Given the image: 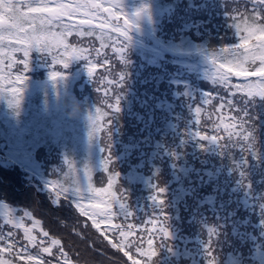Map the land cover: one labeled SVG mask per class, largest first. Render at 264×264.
Returning a JSON list of instances; mask_svg holds the SVG:
<instances>
[{
    "label": "trees",
    "instance_id": "trees-1",
    "mask_svg": "<svg viewBox=\"0 0 264 264\" xmlns=\"http://www.w3.org/2000/svg\"><path fill=\"white\" fill-rule=\"evenodd\" d=\"M120 5L124 17L136 25L127 40L107 26L103 36L99 29L92 37L74 33L67 42L87 48L88 60L73 62L68 69L53 64L51 55L45 59L33 53L20 97L11 93L7 74L15 76L23 66L9 68L7 59L0 65V202L31 212L49 232L48 241L27 246L0 215V247L15 245L11 252L0 253V260L27 264L20 253L64 264L62 249L68 264H132L124 251L141 264H210V259L213 264H264V100L232 96L213 84L212 74L198 62L200 56L211 60L220 49L237 43L238 30L232 25L259 7L252 0H131ZM145 7L148 13L136 17ZM233 15L238 19H230ZM114 23L124 26V19ZM137 29L148 31V36ZM102 42L107 47L100 48ZM125 47L122 59L117 49ZM22 58L16 54L17 60ZM53 71L65 78L52 81ZM100 71L106 74L97 75ZM231 79L237 83L242 78ZM105 82L99 89L106 97L97 90ZM82 84L85 90L80 92ZM207 93L210 104L203 102ZM77 104L82 111L73 118ZM244 110L258 135L251 154L239 146L218 154L216 145L195 135L236 143L225 125L233 123L231 117L238 123ZM90 117L99 126L94 135ZM88 183L97 189L112 183L109 191L126 206L122 211L113 204L110 221L96 216L99 228L63 196L59 206L51 203L61 185L80 187L87 209L91 193L83 188ZM122 194L127 200H120ZM222 200L228 205H220ZM97 202L107 204L109 194L102 193ZM189 202L194 211L186 210ZM166 226L167 239L159 231ZM51 240L60 246L55 248ZM43 247H51L52 255ZM138 247L156 255L149 259Z\"/></svg>",
    "mask_w": 264,
    "mask_h": 264
},
{
    "label": "snow or ice",
    "instance_id": "snow-or-ice-1",
    "mask_svg": "<svg viewBox=\"0 0 264 264\" xmlns=\"http://www.w3.org/2000/svg\"><path fill=\"white\" fill-rule=\"evenodd\" d=\"M252 2L259 7V10L254 8L252 13L249 16H245L240 23L232 25V27L238 30V42L220 49L211 58V63L214 66L212 74L213 84L222 85L230 91L232 96L241 93L250 101H254L256 98L264 100V23L260 22L264 21V0H252ZM148 11V8L145 7L139 9L135 15L136 17H140L147 14ZM122 18L124 19V26L114 23V21H120ZM230 19L235 21L238 19V16L233 15ZM106 26L111 31L121 33L126 40L129 38V29L136 27L135 23L133 21L130 23L129 19L125 18L121 12L120 0H0V65H3L7 59L9 62L7 66L9 68L15 64L23 66L21 72L15 76L11 73L7 74L12 84L11 93L15 97L22 95L24 87L22 88L21 85L25 86V73L30 71L33 53H40L45 59L51 55L53 64H63V67L68 69L73 62L88 60V56L85 53L89 51L87 48L72 46L67 42L68 37L74 33L81 37H92L96 35L97 29H99L101 36H103ZM104 47H107V44L102 42L100 48ZM95 51L97 56H99V49H95ZM117 51L121 53V58L123 59L122 54L126 51V47L118 48ZM17 53H22L23 58L17 60ZM2 72L3 70L0 69V73ZM88 73L92 77L93 70L91 67L88 68ZM233 76L242 79L240 82L233 83L231 79ZM64 78V73L59 71L51 73L52 81H61ZM120 80L122 81V77H120ZM233 89L235 91H232ZM203 102L205 104L212 102L209 93L206 94ZM119 103L120 100L118 98L114 109L117 113L120 111ZM227 105L229 108L232 107L231 99L227 101ZM109 107H112V105H109ZM224 107L225 102H221L219 109H223ZM15 109H19V99L15 101ZM219 109L217 110L219 111ZM195 112L199 114L201 108H195ZM248 117L249 112L244 110L243 118L237 123L236 118L231 117L233 123L225 125V129L228 131L229 139L236 138L237 142L233 143L231 147H243L244 150L251 154V151L254 149L253 141L255 137L253 133L256 128L253 118ZM90 119L93 129L90 135H94L99 130V126L97 120L91 117ZM237 128H239V131H234ZM195 135L199 140L218 145L221 149L229 147L228 145L219 144L216 135L204 136L199 132H195ZM240 141L244 143H239ZM104 169L107 171L106 162ZM116 176H119V174L116 173ZM111 188L112 183H109L107 189L93 188L91 183H88L83 188L84 193H91L88 196L89 203L86 209L84 204L81 203L85 197L81 194L80 187H64L61 185L60 190L51 199V203L59 206L60 197L63 196L68 201L69 206L75 203V207L79 209L80 214L92 218V223L99 228L101 222L95 219L96 216H104L105 220L110 221L113 215V204L118 203L119 209L122 211L126 207L125 203L119 202L116 195L109 191ZM102 193H108L110 196V202L107 204L97 202V197ZM74 197L75 199H73ZM157 198V195L154 196L153 202H156ZM120 200H127L126 195L122 194ZM159 203L163 205L164 201L160 200ZM2 207L3 205L0 204V208ZM128 215L130 213L125 212V216ZM24 216H27L30 220L32 219L31 212H25ZM164 222L166 225V217H164ZM39 224V220L33 221V227H37ZM15 226H21L19 220H17ZM159 231L166 239L170 235L167 226L161 228ZM31 233V229L25 228V238L35 246L36 237ZM11 235L12 233L9 232L8 236ZM42 235L43 237H49V232L43 231ZM121 235L126 236L127 233L122 232ZM0 239L3 238L0 237ZM51 244L57 245L59 241L52 240ZM148 244L151 246V239H149ZM112 246L119 247L116 244ZM14 247V244H7V248L0 247V253L6 250L11 252ZM42 251L52 255L51 247H43ZM137 251L142 255L149 256V259L151 256L156 255L154 252L144 253L143 249L139 247ZM208 254L210 256L211 252L209 251ZM17 255L20 259L26 260L27 264H53L52 260L45 261L39 256H22L20 253H17ZM60 256L64 258V264H68L67 254L62 249ZM124 256H127L132 261V264H141L139 260L133 259L127 251H124ZM0 264H11V261L0 260ZM56 264H60L59 259L56 260ZM210 264H213V260L211 259Z\"/></svg>",
    "mask_w": 264,
    "mask_h": 264
},
{
    "label": "rangeland",
    "instance_id": "rangeland-1",
    "mask_svg": "<svg viewBox=\"0 0 264 264\" xmlns=\"http://www.w3.org/2000/svg\"><path fill=\"white\" fill-rule=\"evenodd\" d=\"M130 1L131 0H120V4H126V3H129ZM137 31L140 32V33H142V34H144V35H147L148 36V31H146L144 29H137ZM122 56L124 57L125 55H122ZM78 62H80V61H76V62H74V64L75 63H78ZM198 62H199V66L200 67H206V69H207L206 72L207 73L213 74V72H214V66L211 63V60L207 59L205 56H200L198 58ZM96 74L99 75V76H104L106 73L103 72V71H100V72H97ZM233 77H235V76H233ZM107 79H108V81L112 80L111 76H108ZM108 81H106V82H108ZM106 82L103 83V84H99L100 86L97 87V90L102 85L105 86L106 85ZM84 90H85V87H84V84H82L80 86V92H83ZM97 90H96V92H97ZM98 91L99 92H102L103 95L106 97V94H105V92L102 89H99ZM110 104H112V103H110ZM208 112H211V109L210 108H208ZM128 116H129V114H128ZM128 116L126 117V120L129 119ZM211 118H213V117H211ZM236 131H239V128H237ZM253 135L255 137V140H257L258 139L257 133L254 132ZM219 141H221V140H218V143L219 144H221V145H228L229 147L221 149L218 145H216V147L218 149V154H220V152L223 151V150H225V151H229V150H231V151H237L238 150V147H231V145H229L227 142H219ZM240 142H243V141H240ZM127 149L128 148L125 147V152H126ZM0 158H1V154H0ZM62 162L64 164L66 163L65 160H62ZM218 203H221L220 205L227 204L226 201H223V200L220 201V202H218ZM0 204L3 205V207L0 208V215H2L5 218V220L8 223H10L12 225V227H14L16 229V231H17V233H18V235H19L20 238H25L24 230H25V228H29V229L32 230V233L31 234L36 237L35 246L39 242L41 243V241H43V243L46 242V241H48V237H43V235H42V233H43L44 230L42 228L41 223L39 224V226L33 227V221L34 220H37V219H35L32 216V219L30 220V219H28L27 216H24V213L27 212V211H21L18 208L14 207V206L6 203V202H0ZM185 204H186V210L187 211H190V210L194 211V207H192V205H193L192 202L185 203ZM201 218H202V216H199V217H196L195 218V220L193 221L194 226L197 225L200 222V219ZM17 220H19L20 223H21V226L20 227H16L15 226ZM201 238H202V236H201ZM25 241L27 243V246H29V244H30L32 247H34L33 244L31 242H29L27 239ZM54 246H55V248H57V247L60 246V243L57 244V245H54ZM172 246H173V249L176 251L177 250V243L176 242L172 243Z\"/></svg>",
    "mask_w": 264,
    "mask_h": 264
},
{
    "label": "clouds",
    "instance_id": "clouds-1",
    "mask_svg": "<svg viewBox=\"0 0 264 264\" xmlns=\"http://www.w3.org/2000/svg\"><path fill=\"white\" fill-rule=\"evenodd\" d=\"M81 111H82L81 106L79 104H77L73 107V110L71 112V116L73 118H75L81 114Z\"/></svg>",
    "mask_w": 264,
    "mask_h": 264
}]
</instances>
